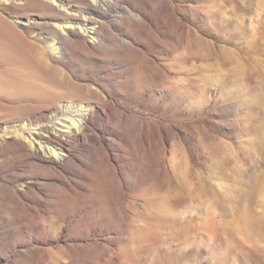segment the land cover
<instances>
[{"label": "rangeland", "instance_id": "374dc122", "mask_svg": "<svg viewBox=\"0 0 264 264\" xmlns=\"http://www.w3.org/2000/svg\"><path fill=\"white\" fill-rule=\"evenodd\" d=\"M9 1L0 135L29 113L95 102L92 90L112 104L105 124L127 181L101 160L87 181L3 143L0 264H264V0H114L99 42L62 39L58 59L44 20L61 14ZM20 15L43 23L26 31Z\"/></svg>", "mask_w": 264, "mask_h": 264}, {"label": "bare ground", "instance_id": "6f19581e", "mask_svg": "<svg viewBox=\"0 0 264 264\" xmlns=\"http://www.w3.org/2000/svg\"><path fill=\"white\" fill-rule=\"evenodd\" d=\"M11 1L5 2V4L7 3L11 6ZM42 1L61 14L58 19L50 18L44 20L47 25L57 27L56 29L53 28L55 37L47 43L51 49L52 58L55 59H58L61 55L63 40L67 41L70 38H76L83 45H87L88 47L95 46L101 38L100 30L104 27V21L108 16L106 6L114 3V0ZM121 13H125V11ZM19 19L20 26L30 32L33 30V25L40 22L30 15H20ZM110 75L111 73L109 72L106 77ZM89 91L93 94L95 102L66 101L61 105V109L59 110L45 109L39 113H29L19 121L16 129L13 128L7 134L0 135V148L3 143L12 141L26 152L28 151L30 157L37 158L40 163L53 169H59L60 171L66 170L68 173L87 181L89 178L85 176L87 174L86 170L97 163L99 167V161L101 160L113 168L118 175L120 184H125L127 181L126 175L116 162L117 156L114 153L117 147L110 138L112 130L105 124L108 118V107H112V104L107 102V99L105 100L104 97H101L99 93L97 94L92 90ZM44 112H48L52 117L48 115L44 119ZM63 115L64 118H62ZM76 115L77 117H75ZM53 118L58 119V121L55 122ZM3 124V120H0V129L5 128ZM76 145L86 149L87 153L81 155ZM77 166L82 167V169H76L75 167ZM81 185L85 184L72 178L63 182V186L69 192L77 196L81 195V198H83L84 195L80 194L78 190H86V188ZM94 207L95 205L90 202L87 205L89 211L81 208L77 212L76 217H73V222L76 223L80 220L88 221L90 213L92 215L95 212L96 208ZM93 216L97 217V215ZM100 216L101 214H98V218ZM73 244L75 246L78 245V241H74Z\"/></svg>", "mask_w": 264, "mask_h": 264}]
</instances>
